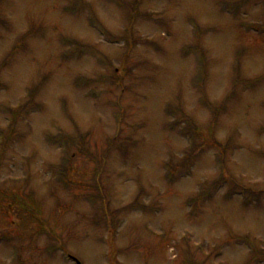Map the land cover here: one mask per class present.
<instances>
[{
    "label": "rangeland",
    "instance_id": "rangeland-1",
    "mask_svg": "<svg viewBox=\"0 0 264 264\" xmlns=\"http://www.w3.org/2000/svg\"><path fill=\"white\" fill-rule=\"evenodd\" d=\"M70 257L264 264V0H0V264Z\"/></svg>",
    "mask_w": 264,
    "mask_h": 264
}]
</instances>
